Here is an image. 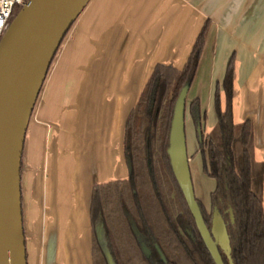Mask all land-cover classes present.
<instances>
[{
	"label": "crops",
	"instance_id": "crops-1",
	"mask_svg": "<svg viewBox=\"0 0 264 264\" xmlns=\"http://www.w3.org/2000/svg\"><path fill=\"white\" fill-rule=\"evenodd\" d=\"M205 24L184 111L194 195L209 210L215 181L201 170L189 105L198 100L211 130L215 84L232 53V122L251 119L254 157L264 162V0H89L54 54L24 132L26 264H92V186L127 176L129 110L156 63L185 66Z\"/></svg>",
	"mask_w": 264,
	"mask_h": 264
},
{
	"label": "trees",
	"instance_id": "trees-1",
	"mask_svg": "<svg viewBox=\"0 0 264 264\" xmlns=\"http://www.w3.org/2000/svg\"><path fill=\"white\" fill-rule=\"evenodd\" d=\"M18 10L14 7L13 15ZM206 30L207 24L183 68L164 63L153 66L127 114L123 149L128 174L95 183L91 190L92 264H110L97 238L98 226L113 264H264V162L254 157L251 119L232 122L233 53L221 81L215 84L216 119L211 130L204 131L206 113L198 100L189 105L201 170L215 181L209 210L195 197L211 247L197 229L169 163L173 104L185 81L190 84L192 80ZM216 212L224 221L226 245L218 241L220 246L214 248Z\"/></svg>",
	"mask_w": 264,
	"mask_h": 264
},
{
	"label": "water",
	"instance_id": "water-1",
	"mask_svg": "<svg viewBox=\"0 0 264 264\" xmlns=\"http://www.w3.org/2000/svg\"><path fill=\"white\" fill-rule=\"evenodd\" d=\"M88 1L26 0L0 36V264H26L20 201L24 132L54 54ZM188 87L187 79L173 104L167 152L195 225L211 247L209 230L195 200L186 153L184 110ZM96 233L108 262L113 264L100 226ZM213 233L226 245L224 223L217 212Z\"/></svg>",
	"mask_w": 264,
	"mask_h": 264
},
{
	"label": "built area",
	"instance_id": "built-area-1",
	"mask_svg": "<svg viewBox=\"0 0 264 264\" xmlns=\"http://www.w3.org/2000/svg\"><path fill=\"white\" fill-rule=\"evenodd\" d=\"M26 0H0V36L12 19L14 7L20 9Z\"/></svg>",
	"mask_w": 264,
	"mask_h": 264
},
{
	"label": "rangeland",
	"instance_id": "rangeland-1",
	"mask_svg": "<svg viewBox=\"0 0 264 264\" xmlns=\"http://www.w3.org/2000/svg\"><path fill=\"white\" fill-rule=\"evenodd\" d=\"M65 36H66V34H65ZM215 246H216V247H219V246H220V243H219V242H214L213 247L215 248ZM213 250L215 251V249H213Z\"/></svg>",
	"mask_w": 264,
	"mask_h": 264
},
{
	"label": "flooded vegetation",
	"instance_id": "flooded-vegetation-1",
	"mask_svg": "<svg viewBox=\"0 0 264 264\" xmlns=\"http://www.w3.org/2000/svg\"><path fill=\"white\" fill-rule=\"evenodd\" d=\"M192 181V180H191ZM193 186V185H192ZM194 192V191H193ZM195 196V195H194ZM197 198V197H196ZM200 200V199H199ZM202 202V201H201ZM222 219V218H221ZM223 220V219H222ZM223 223H224V221H223ZM213 235H214V233H213ZM214 237H215V235H214ZM215 239H216V241L218 242V241H221V240H219V239H217L216 237H215ZM222 242V241H221Z\"/></svg>",
	"mask_w": 264,
	"mask_h": 264
}]
</instances>
